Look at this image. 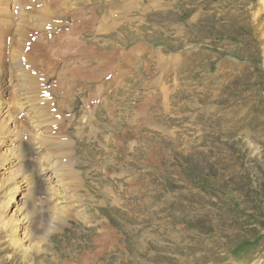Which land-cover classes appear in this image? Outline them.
<instances>
[{
    "label": "rangeland",
    "instance_id": "obj_1",
    "mask_svg": "<svg viewBox=\"0 0 264 264\" xmlns=\"http://www.w3.org/2000/svg\"><path fill=\"white\" fill-rule=\"evenodd\" d=\"M0 264H264V0H0Z\"/></svg>",
    "mask_w": 264,
    "mask_h": 264
},
{
    "label": "bare ground",
    "instance_id": "obj_2",
    "mask_svg": "<svg viewBox=\"0 0 264 264\" xmlns=\"http://www.w3.org/2000/svg\"><path fill=\"white\" fill-rule=\"evenodd\" d=\"M4 108H5V106L3 105L1 107V109H4ZM40 147H41V145H40ZM46 170L50 173V175L41 173V174L38 175V177L36 179V182H37V185H39V184L43 185L44 184L46 186V188H48L49 185H52V183L50 182L51 180H53V176L52 175H55L57 177L56 174H58V169H57V167H55V165H53L52 163H49V167L46 168ZM46 190H48V189H46Z\"/></svg>",
    "mask_w": 264,
    "mask_h": 264
}]
</instances>
